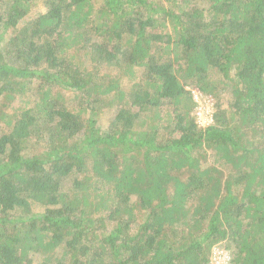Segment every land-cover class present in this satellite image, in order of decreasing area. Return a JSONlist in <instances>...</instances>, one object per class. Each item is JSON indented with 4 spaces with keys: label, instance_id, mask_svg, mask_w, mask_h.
Segmentation results:
<instances>
[{
    "label": "trees",
    "instance_id": "1",
    "mask_svg": "<svg viewBox=\"0 0 264 264\" xmlns=\"http://www.w3.org/2000/svg\"><path fill=\"white\" fill-rule=\"evenodd\" d=\"M215 246L264 264V0H0V264Z\"/></svg>",
    "mask_w": 264,
    "mask_h": 264
},
{
    "label": "rangeland",
    "instance_id": "2",
    "mask_svg": "<svg viewBox=\"0 0 264 264\" xmlns=\"http://www.w3.org/2000/svg\"><path fill=\"white\" fill-rule=\"evenodd\" d=\"M191 94H192L194 103L196 105L193 115L197 118V122L203 126L210 122V111H211L210 110V106H211L210 100L208 97L202 96L196 90H193ZM101 122L105 123V119H103ZM225 251L226 250H224L223 248H220L219 246L213 247L212 252H211V257H210V264H218L220 260L216 261L217 257L216 256L214 257L213 255L216 253H219V255L220 254L224 255L227 252Z\"/></svg>",
    "mask_w": 264,
    "mask_h": 264
},
{
    "label": "built area",
    "instance_id": "3",
    "mask_svg": "<svg viewBox=\"0 0 264 264\" xmlns=\"http://www.w3.org/2000/svg\"><path fill=\"white\" fill-rule=\"evenodd\" d=\"M226 252V251H225ZM228 253L226 252L224 255H222V254H220L219 255V253H216V254H214L213 256L215 257H217V259H216V261L218 260H220L219 262H218V264H229V261H230V255L228 254Z\"/></svg>",
    "mask_w": 264,
    "mask_h": 264
}]
</instances>
